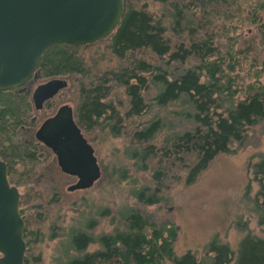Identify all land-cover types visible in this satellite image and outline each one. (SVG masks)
<instances>
[{
  "label": "trees",
  "instance_id": "16d2710c",
  "mask_svg": "<svg viewBox=\"0 0 264 264\" xmlns=\"http://www.w3.org/2000/svg\"><path fill=\"white\" fill-rule=\"evenodd\" d=\"M122 2L121 18L107 35L49 46L37 60L36 76L77 81L78 124L85 132L128 134L140 160L153 161L150 183L132 193L135 205L117 208L110 229L93 233L96 220L85 216L67 227L63 214H55L49 233L42 230L45 205L55 198L31 189L43 159L32 130L25 128L36 125L38 118H31L37 110L23 90L0 89V158L9 183L26 187L27 201L18 208L22 264H45L39 247L45 234L58 237L47 264H264L263 232L247 231L235 249L212 240L201 258L191 250L177 255L178 225L148 211L163 200L158 190L181 178L192 183L217 154L264 122V0ZM171 105L174 116L189 118L186 127L170 131L165 129L170 118L143 117L151 106ZM251 167L258 185L257 223L264 231V153ZM110 212L98 207L97 215L106 220ZM30 217L35 227H28Z\"/></svg>",
  "mask_w": 264,
  "mask_h": 264
},
{
  "label": "rangeland",
  "instance_id": "374dc122",
  "mask_svg": "<svg viewBox=\"0 0 264 264\" xmlns=\"http://www.w3.org/2000/svg\"><path fill=\"white\" fill-rule=\"evenodd\" d=\"M36 75L31 86L50 78H40ZM60 77L66 79V85L51 97L49 103L51 105L37 110L40 116L53 111L57 104L63 102H69L74 108L77 81L71 76ZM79 79L80 76L76 77V80ZM150 108L143 117L148 118L156 113L170 118L165 123L166 130L186 127L189 122V118L183 114L173 115L171 109L174 108L173 105L165 109L154 106ZM85 134L93 146L94 155L100 166L99 178L87 188L67 189V185L72 183L75 177L62 172L54 156L41 150L43 163L32 176L34 180L31 181L33 182L31 189L57 201L45 205L48 219L42 227L40 226L44 231L48 232L49 221L55 214H63L62 223L66 222L67 227L73 225L69 221L85 216L87 220L93 218L96 220L92 228L93 233L110 229L117 223V208L135 205L132 193L142 185L150 183V166L153 161L150 157L140 160L141 151L137 152L130 145L128 134H113L99 130L87 131ZM229 148L228 151L217 154L192 183L187 184L181 178L170 182L169 188L158 190L157 193L163 200L153 208H148L152 215L164 216L178 225L174 244L177 255L191 250L197 258H201L204 256L205 246L212 240L222 244L227 242L235 249L247 231L259 235L264 233L262 226L257 223L259 211L255 207L254 196L258 185L252 179L251 167V164L259 159L260 154L264 153V122L255 126L247 139L241 142L234 141ZM143 163L147 164L146 167L142 166ZM172 172L178 173L175 168ZM17 188L20 194L22 193L18 208L21 206L24 208L27 201L25 184ZM103 206H108L113 212H110L106 220L102 215L99 217L97 215L98 207L102 209ZM32 218L28 220V227H35L37 224ZM55 223V226H58L59 221ZM49 237V234L43 235V244L39 245L45 264L49 261L48 257L53 254V247L58 238Z\"/></svg>",
  "mask_w": 264,
  "mask_h": 264
},
{
  "label": "water",
  "instance_id": "95a60500",
  "mask_svg": "<svg viewBox=\"0 0 264 264\" xmlns=\"http://www.w3.org/2000/svg\"><path fill=\"white\" fill-rule=\"evenodd\" d=\"M122 0H0V89L20 85L36 75V63L51 45L92 42L119 22ZM66 80L53 77L37 83L33 104L41 107ZM34 137L48 146L60 170L75 176L67 189L89 187L100 176L92 144L77 125L68 102L43 118ZM19 192L6 176L0 158V264H22L25 242L18 212Z\"/></svg>",
  "mask_w": 264,
  "mask_h": 264
},
{
  "label": "flooded vegetation",
  "instance_id": "af4514ba",
  "mask_svg": "<svg viewBox=\"0 0 264 264\" xmlns=\"http://www.w3.org/2000/svg\"><path fill=\"white\" fill-rule=\"evenodd\" d=\"M53 77H60V76H53ZM53 77H50V78H53ZM36 77L34 76V77H29L28 79H26L25 81H23L20 85H18V86H16V87H12V88H16V89H18V90H23L24 92H26V93H28L29 94V98H30V100H31V102H32V104H33V101H32V97H31V92H32V89H33V87L37 84H35L34 86H31V84L34 82V79H35ZM60 78H63V77H60ZM49 79V78H48ZM64 79V78H63ZM66 80V79H65ZM39 82H42V81H39ZM38 82V83H39ZM66 85V84H65ZM64 85V86H65ZM63 86V87H64ZM63 87H60L59 89H61V88H63ZM58 89V90H59ZM57 90V91H58ZM56 91V92H57ZM55 92V93H56ZM54 93V94H55ZM53 94V95H54ZM52 95V96H53ZM51 96V97H52ZM51 97H49V98H47V99H45V100H43V102H42V105H41V107H38V108H36L35 106H34V104H33V107L35 108V110H40V109H42V107L43 106H49V105H51V104H49L50 103V99H51ZM69 103V102H68ZM47 104V105H46ZM61 103H59V104H57L55 107H54V109H53V111H51V112H49V113H47V114H45V115H39L38 113H37V111H36V114H34L33 116H32V120L34 121L35 120V117L36 118H38V121H37V123H36V125L33 127V126H27L26 128H25V130L27 131V130H32V135H33V137H34V131H35V129H36V127L38 126V124L40 123V121L43 119V118H45L46 116H48V115H50V114H52L53 112H54V110L56 109V107L58 106V105H60ZM70 104V103H69ZM71 105V104H70ZM71 108H72V106H71ZM72 116H73V118H74V120H75V122L77 123V125L82 129V131H83V134H84V136L85 137H87L86 136V134H85V131H84V129L78 124V122H77V120H76V118H75V115H74V108H72ZM35 138V137H34ZM36 139V138H35ZM37 140V139H36ZM88 140V139H87ZM37 143H38V145H39V148H40V150H43V152H45V153H51V156L53 157L54 156V158H55V161H56V157H55V155H54V153L52 152V150L48 147V146H46L45 144H43L41 141H39V140H37ZM56 164H57V162H56ZM58 166V165H57ZM59 167V166H58ZM60 169V168H59ZM63 172V171H62ZM75 177V176H74ZM17 187V186H16ZM18 189V188H17ZM19 192V191H18Z\"/></svg>",
  "mask_w": 264,
  "mask_h": 264
}]
</instances>
